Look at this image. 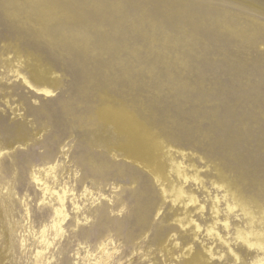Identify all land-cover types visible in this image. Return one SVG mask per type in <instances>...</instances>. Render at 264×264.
I'll return each instance as SVG.
<instances>
[{"label":"rangeland","instance_id":"rangeland-1","mask_svg":"<svg viewBox=\"0 0 264 264\" xmlns=\"http://www.w3.org/2000/svg\"><path fill=\"white\" fill-rule=\"evenodd\" d=\"M257 1L264 5V0ZM3 14L0 7L1 19ZM3 21L0 143L11 139L3 128L18 124L28 130L32 140L15 150L1 151L0 264H262L258 261L264 260V250L248 247L236 236L238 230L264 232V44L247 53L239 33L134 32L130 83L121 63L118 76L105 73L97 77L114 78L113 85H108L110 80L89 92L104 95L105 104L117 106L122 124L131 120L150 133L158 147L155 154L159 163L169 166L173 160L182 161L189 173H194L193 165L201 171L200 185L193 181L185 185L187 194H196L205 205L203 214H194L202 227L193 240L189 232L170 231L171 221L166 219L175 209L171 210L169 200L164 203L159 198L160 186L147 169L89 144L87 128L96 123L84 109L96 103L79 94L80 69L72 65L74 61L66 64L45 40L21 37ZM164 42L174 48L164 46ZM175 49L186 50L182 59L192 58L178 71L164 68L169 61L167 52L172 53L170 60L182 61L173 54ZM200 49L203 52L194 57ZM119 55H126L123 45L116 53ZM223 62L231 67L229 71H223ZM37 76L48 82L51 95L37 90L41 87L35 86ZM180 79L192 84L185 85ZM123 81L130 84L139 100L135 110H127L115 99L127 91ZM68 107L75 110L71 113ZM175 149L185 151V155L175 153ZM100 162L104 166L97 168ZM51 166L56 167L53 173L48 172ZM134 172L140 178L132 183L129 177ZM32 173L43 180L36 181ZM212 180L222 181L234 191L235 200L252 214L245 215L239 208L228 212L233 197H224L225 191L214 187ZM168 183L182 184L175 174ZM149 186L156 198L148 207L149 229L144 232L138 213L145 208L137 197ZM51 189L58 193H51ZM58 194L65 195L66 218L61 223L63 215L55 213V207L60 206ZM216 195L219 215L229 218L230 223L228 229L219 227L220 234L238 258L229 253L228 246L207 235ZM180 209L179 213L184 211L182 206ZM127 214L132 216L126 218ZM120 223L126 225L118 230ZM169 234L175 235L171 238ZM159 237L171 238L177 245L170 240L159 244ZM190 246V255H184ZM210 247L222 257L211 259L206 251Z\"/></svg>","mask_w":264,"mask_h":264},{"label":"bare ground","instance_id":"bare-ground-1","mask_svg":"<svg viewBox=\"0 0 264 264\" xmlns=\"http://www.w3.org/2000/svg\"><path fill=\"white\" fill-rule=\"evenodd\" d=\"M0 7L4 10V14L1 16L2 19L20 36L22 35L21 37L41 38L46 41L55 55L66 64L74 61L72 65L80 69V75L77 78L79 94L86 98L85 101L96 103L94 106H89L90 109H84V112H89L94 116L96 123L92 128H87L89 144L92 147H104L114 152V154L124 156L133 163L147 169L153 180L160 186L159 198L164 203L169 200L171 210L175 209L166 219L171 221L170 231L179 229L181 233L189 232L193 236L192 239H196L202 226L194 214L196 212L203 214L205 205L199 202L196 194H187L185 185L189 181L200 185L203 182L201 171L193 165L191 168L194 173H189L182 161L173 160L169 166L159 163L155 154L158 147L152 141L150 133L131 120H125L126 123L122 124V119L117 117L119 116L117 106L105 104L104 95L89 92L92 87L100 89L103 83L110 80L111 82H108V85H113V82L117 81L116 79L104 80L97 77L99 74L103 75L105 73L110 77L118 76L119 64L121 63H123V73L130 75L127 77V82L130 83L133 54V47H130V42L131 35L134 32L163 33L166 35L191 32L239 33L243 38V49L248 53L253 46L264 44L263 3L257 0H0ZM87 7H92L94 10L89 11ZM2 19L0 18V21H3ZM165 39H167V36H165ZM153 42L155 43V37H153ZM165 44L164 46L168 48H174L168 43ZM120 45H123V49L126 51L124 58L120 55L116 56L117 51L120 50ZM201 52H203V49H200L194 57L199 56ZM184 53H186V50L179 51L175 49L173 54L176 58L182 60L176 62L170 60L172 53L167 52L165 56L169 61L164 63V68L178 71L181 64L188 66V62L192 58L185 57L189 59H182ZM16 54L18 62H20L21 51ZM255 62L259 63L261 61L256 60ZM229 68L231 69L226 62H223V71L227 72L230 70ZM24 81L31 84L25 77ZM127 82L123 83L126 85L127 91L122 94L123 96L117 95L118 97L116 96L115 99L123 102L127 110H135L139 105V100H137L129 87L130 84ZM180 82H184L185 85L192 84L188 80L180 79ZM53 83L58 84L55 81ZM35 84L37 87L41 86L37 90L43 92V94H52L48 82L43 81L39 76L35 78ZM111 97L115 101L114 97ZM68 109L71 113L75 110V108L70 107ZM118 119H120V122ZM3 131L11 134V139L5 140L3 144L0 143V155H2V149L15 150L17 146L27 144L32 140L28 130L21 124L4 127ZM172 150L170 149V151ZM174 152L182 156L185 155V151L181 149H175ZM96 166L102 168L104 162L96 163ZM55 168V166H51L48 172L53 173ZM32 174L36 181L41 182L43 180L37 174ZM173 174L182 182L181 185L175 186L174 183H168ZM129 178L132 183H135L140 176L134 172L130 173ZM43 184H46V182H43ZM212 185L217 189H223L225 191L224 197L229 195L233 197V202H228V212L239 208L245 215L252 214L246 205L235 200L237 198L236 193L231 189H227L222 181L212 180ZM45 189L49 190V186L46 185ZM204 189L208 192V189ZM152 192V186H149L143 191L142 195L138 193L137 197L141 208H145V210L138 213L140 227L144 232L145 229H149L150 208L148 209V207L152 206L153 198H156V195H151ZM51 193L58 192H55V190L52 192L51 189ZM64 196V194H58L60 206L55 207V213L58 216L63 215L59 223L66 218ZM215 197L212 207V222L206 228L207 235L228 246L229 253L238 258L231 248V244L220 234L219 227L228 229L230 223L229 218L220 217V201L217 195ZM180 206L184 209L181 213H179ZM158 211H160V208H158ZM0 212L2 216L1 209ZM131 216V214H127L126 218ZM125 225L126 223H120L117 229L119 230ZM132 232L133 235L134 231ZM174 235L169 234L171 238ZM171 238L163 240L164 237H159L157 242L160 244L170 240L177 245V242H174L175 240ZM236 239L248 247H258L264 250V232L238 230ZM102 249H104V244ZM191 250L192 247H188L183 252L184 255H190ZM206 251L210 254L211 259H214L217 255L220 258L222 257V254L219 251H214L212 247L206 249ZM258 263L264 264L263 258H260ZM199 264L210 263L200 262Z\"/></svg>","mask_w":264,"mask_h":264}]
</instances>
